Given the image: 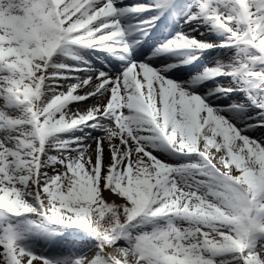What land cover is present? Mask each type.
<instances>
[{
  "label": "snow or ice",
  "instance_id": "obj_1",
  "mask_svg": "<svg viewBox=\"0 0 264 264\" xmlns=\"http://www.w3.org/2000/svg\"><path fill=\"white\" fill-rule=\"evenodd\" d=\"M125 16L145 18L126 29ZM169 17L191 31L133 60L126 36ZM73 48L124 68L100 70ZM216 48L231 55L183 83L151 64ZM261 130L264 0H0V264H264ZM65 229L93 247L32 246Z\"/></svg>",
  "mask_w": 264,
  "mask_h": 264
},
{
  "label": "bare ground",
  "instance_id": "obj_2",
  "mask_svg": "<svg viewBox=\"0 0 264 264\" xmlns=\"http://www.w3.org/2000/svg\"><path fill=\"white\" fill-rule=\"evenodd\" d=\"M147 0H135L136 3L139 2H144ZM186 2H190V0H186ZM183 16V13L180 14V17ZM180 17H176L172 19H175L177 23L175 24V27H169V23H166L164 21L163 24L159 25L156 31L153 34V41L148 42L147 44H144L142 42V39L148 38V35L151 33V31H147V35H144L141 31H134L132 34L126 36V40L129 44H131L132 48H138L137 53L140 50H144L145 52L149 49V45L151 47H157L159 45V41H164L166 38L171 39L172 34L174 31H180L182 28L185 31H191V29L187 25L182 24V19ZM144 16H125L121 18V24L126 28L129 29L130 27H136L138 28V21L142 20ZM164 27H166V30L164 32ZM171 30H170V29ZM168 35V36H166ZM216 35L211 36L212 39ZM140 39V40H139ZM139 41V43H137ZM153 45V46H152ZM78 48H73L70 50V55H78L79 56L88 60V57L86 56V53H89L91 50L86 49L80 51ZM226 52V51H225ZM228 52V51H227ZM232 52V51H231ZM231 52L229 53H224L219 50H214L211 52L206 53L205 55H202L200 59L196 62H191L190 56L187 55L186 53L178 52V53H172L168 55H160V56H155L153 57V60L151 61V64L154 68H163L165 66L170 67L171 70L166 71L164 75L166 76L167 79H170V77H175L177 74L180 73L178 76L182 77L181 81H174L177 83H183L185 81H190L191 78L195 77L199 72H201L204 69V66H207L206 64H209L207 67H211L213 64H215L218 60H224L228 56L231 55ZM106 57V56H105ZM136 53L131 55V58L133 60L136 59ZM110 58V57H107ZM59 59L64 62V63H74L71 59H69L66 56H60ZM114 60V58H113ZM91 62V60H90ZM115 62V61H114ZM169 62V63H168ZM165 63V64H164ZM164 64V65H163ZM163 65V66H162ZM95 68L100 69L96 65H92ZM175 66V67H172ZM120 68H124V64H120ZM101 70V69H100ZM107 70L115 73L114 70V64L109 63ZM223 79V78H222ZM171 80V79H170ZM207 84L209 86L215 87V83L212 80L207 81ZM204 88L205 91H207V88H205V85L201 84L198 87H194L191 90L193 92H200V89ZM236 97V103H240L243 106L249 105V102L245 99L244 94L243 95H238V96H233ZM219 103H232V97H229L226 101L222 100H217ZM248 113L250 114H255L256 108L251 107L250 105L247 108ZM224 115L227 118H233L232 113L225 112ZM256 134H264V130H261L260 132H257ZM163 155V154H162ZM118 202V200H117ZM52 229H57V227H50ZM58 243L55 244H50L45 241L43 237H38L32 242V246L34 247L35 250L37 251H43L47 255H57V254H64L68 255L71 253H79L81 251H86L88 248L93 247L95 241L90 240L87 238L83 233H80L78 230L75 229H65L63 230V236L58 237Z\"/></svg>",
  "mask_w": 264,
  "mask_h": 264
},
{
  "label": "rangeland",
  "instance_id": "obj_3",
  "mask_svg": "<svg viewBox=\"0 0 264 264\" xmlns=\"http://www.w3.org/2000/svg\"><path fill=\"white\" fill-rule=\"evenodd\" d=\"M127 1H128V0H124V3L127 4V3H126ZM144 2H146V1H144ZM144 2H141V3H144ZM131 4H137V3L133 1V2L129 3L128 5H131ZM144 18H145V17H144ZM177 31H178V30H177ZM177 31H174V33L172 34V38L175 36V34H176ZM192 34H193V35H197V33H192ZM211 39H212V37H211ZM220 39H222V37L216 35L215 37H213L212 40H220ZM165 40H169V38H166ZM165 40H164V41H165ZM162 42H163V41L161 40L160 43H162ZM160 43H159V44H160ZM154 49H155V48H154ZM216 49H218V50L220 49V50H222L224 53H229V52L232 51V50H230V49H223V48H216ZM82 50H84V49H80V51H82ZM214 50H215V49H212L211 51H214ZM80 51H79V52H80ZM211 51H209V52H211ZM225 51H226V52H225ZM227 51H228V52H227ZM151 52H152V51H150V53L147 54V57L152 55ZM206 53H208V52H206ZM206 53H204V55H205ZM79 54H81V53H79ZM79 54H78V55H79ZM86 56L88 57V59H89V56H90V59H91L92 61H94V62H95V60L99 61L100 64H96V66H98L100 69L102 68L101 70H103V64L108 65L107 62H106L107 60H105L103 57L98 58L97 56H94L92 52H91V53H86ZM90 59H89V61H90ZM142 60H144V59H142ZM142 60H141V61H142ZM92 61H91V64L94 65L95 63H93ZM101 63H102V64H101ZM168 63H169V62H168ZM164 64H165V63H164ZM164 64H163V65H164ZM163 65H162V66H163ZM206 65L209 66V64H206ZM207 66H204V68L207 67ZM122 70H123V69L118 70V71H115V73H118V72H120V71H122ZM170 79L179 82V81L182 80V77L176 75L175 77H174V76H173V77H170ZM232 86L235 87V85H232ZM210 87H213V86H210ZM195 93H196V94H201L200 92H195ZM240 94L243 95L244 92H234V93L232 94V96H238V95H240ZM214 104L224 105V104H227V103H219V102L216 100V101H214ZM256 112H259V109L256 108ZM232 115H233V114H232ZM226 118H227V117H226ZM230 119H231V118H230ZM93 134L95 135L96 133H93ZM253 135H257V134H256V133H253ZM54 226H55V225H51V226H49V227H54ZM55 227H57V226H55ZM75 230H77V229H75Z\"/></svg>",
  "mask_w": 264,
  "mask_h": 264
}]
</instances>
